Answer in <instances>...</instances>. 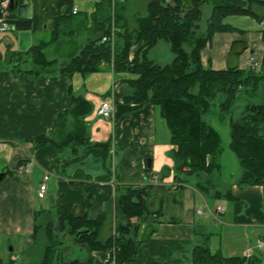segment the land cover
Instances as JSON below:
<instances>
[{
  "label": "crops",
  "instance_id": "crops-1",
  "mask_svg": "<svg viewBox=\"0 0 264 264\" xmlns=\"http://www.w3.org/2000/svg\"><path fill=\"white\" fill-rule=\"evenodd\" d=\"M97 3L25 0L18 19L29 21L31 28L0 32V163L9 170L0 179V264L32 263L34 223H40L38 217L41 223L46 220L59 204L72 205L76 213L86 206L90 219L104 213L99 238L105 226L107 233L100 238L105 240L114 233L116 198L124 186L146 183L154 184L155 191L162 195L161 222L148 236L146 223L140 221L136 255L123 264H193L191 251L199 244L225 257L243 256L252 248V256H258L259 264H264V250L254 248L257 238L264 234V188L238 184L242 169L229 148L230 139L223 145L221 137L220 171L210 177L205 193L196 187L197 176L181 175L184 184L178 187L174 185L171 157L175 146L169 142L165 122L150 102H124V82L111 70L68 76L60 73L59 67H52L50 73L34 78L27 74L31 60H22L15 53L42 42H48L43 46L45 54L49 48H58L65 42V35L74 37L87 29L90 22L85 27L78 18L90 19ZM74 8L77 13H73ZM263 22L253 19L248 29L232 24L238 30L215 32L201 50L202 65L222 70L230 62L240 69L254 63L260 70ZM234 41H244L247 48L238 58L228 60ZM71 94L91 103L92 110L85 118L90 141L109 140L107 157H102L100 147L77 153L69 149L57 152L50 142L34 147L37 136L52 134L54 120L68 108ZM106 99L113 105L109 120L95 114L96 106ZM225 122L229 127L227 119ZM45 175L46 191L39 197L38 184ZM216 206L224 209L212 215L210 210ZM199 209L201 213H197ZM91 256L106 264L110 251L93 250Z\"/></svg>",
  "mask_w": 264,
  "mask_h": 264
},
{
  "label": "trees",
  "instance_id": "trees-1",
  "mask_svg": "<svg viewBox=\"0 0 264 264\" xmlns=\"http://www.w3.org/2000/svg\"><path fill=\"white\" fill-rule=\"evenodd\" d=\"M207 3L211 4V11L205 21L204 32L194 38L193 32L202 18V6ZM123 6L120 5V9ZM110 7V0L97 3L87 27V42L59 66V72L72 76L74 73L85 75L109 69L114 75L129 74L120 77L126 88L123 100L126 103L150 102L158 110L168 129L169 142L175 146L171 157L174 185L178 187L184 184L181 175L207 176L210 179L220 171L221 136L205 116L216 99L222 97L217 101L219 118L229 122V148L242 169L238 184L264 188V97L253 101L260 89L264 90V56L260 70H256L254 65L240 69L237 63L231 62L225 69L215 70L201 62V50L211 42L215 32L238 30L225 21L228 16H249L262 22L264 14L258 13L256 8L264 9V0H148V14L139 20L137 30L128 31L125 24L117 27L113 49L109 41H101L102 35L110 34ZM24 8L25 0H15L10 7L8 22L13 30L31 28L29 21L18 19ZM116 19H121L119 12H116ZM88 22L85 17V27ZM57 33L58 30H54V38ZM262 35L264 39V29ZM159 40L167 42L174 55L163 65L148 56L149 50ZM47 43L15 53L22 60H31L32 67L26 70L31 78L50 73L56 64V60L48 59L43 51ZM186 46H189V51ZM246 48L244 41L232 42L228 60L229 57L238 58ZM241 94L248 101L239 117L234 119L232 106ZM91 110L88 100L71 94L68 108L59 112L54 120L52 134L37 136L33 141L34 147L50 142L57 152L69 149L72 153L100 147L102 157H107L109 140L90 141L85 118ZM0 170L4 175L9 171L5 163H0ZM208 180L196 183L202 193L208 190ZM83 208L82 212L76 213L72 205L59 204L49 212L50 219L45 224L34 223V237L43 227L47 242L37 264H100L91 256L93 250L110 251L106 264L133 260L139 245L140 221L146 223V235L153 233L157 223L161 222L162 195L155 191L152 183L125 185L124 191L116 198L114 233L105 240L99 238L105 214L90 219L86 206ZM65 238L73 243L67 256L63 253ZM191 260L193 264H259L260 261L256 255L249 258L225 257L202 244L193 247Z\"/></svg>",
  "mask_w": 264,
  "mask_h": 264
},
{
  "label": "rangeland",
  "instance_id": "rangeland-1",
  "mask_svg": "<svg viewBox=\"0 0 264 264\" xmlns=\"http://www.w3.org/2000/svg\"><path fill=\"white\" fill-rule=\"evenodd\" d=\"M147 2L148 0H125L124 3L122 4H115L113 5L111 3L110 7V14H111V24L110 27L113 25L115 27H120L122 24H125L127 27L128 31H134L137 30L139 26V20H141L143 17H145L148 14L147 11ZM120 5H124L120 9ZM257 12L260 14H264V9L263 8H256ZM211 11V4L207 3L202 6V18L201 20L198 21V28H196L193 32V36L198 37L200 36L205 29V21L207 17L209 16ZM116 12H119L121 15V19L117 20L116 19ZM78 22L84 23L85 17L78 18ZM90 22V19H88ZM226 22H229L237 27L243 28V29H248V27L251 25L253 22V18L249 16H239V15H230L225 19ZM264 21V19H263ZM264 23V22H263ZM88 31L87 29L84 30V32L80 33L79 35L76 36H68L65 35L63 37V40L65 41L64 43H60L58 48L52 47L47 49V58H55L56 59V64L54 68L59 67L60 65L64 64L69 57L77 53L83 45L87 42L88 38ZM68 36V37H67ZM61 38V37H60ZM114 41L113 44H111V48L113 49L115 46V40L116 36L113 37ZM55 39V38H54ZM185 49L188 51L190 50L189 46H186ZM73 50V51H70ZM70 51V52H69ZM70 53V54H69ZM149 58L153 59L156 63L163 65L171 61V59L174 57L172 51L170 50L169 44L165 42L164 40H159V42L149 50L148 53ZM253 65V64H251ZM250 66V64H249ZM255 68V67H254ZM94 73V72H93ZM54 74V73H53ZM116 77H121V76H129V74H116ZM258 96V97H257ZM253 101H259L261 98L264 97V90L260 89V92L258 93ZM222 99V97H219L216 99V102L211 105L209 113L205 116L206 120L217 127L221 133L222 137V144L226 145L227 139H230L229 133L227 132V129H229L227 122L225 120H222L219 118V110L217 107V101ZM248 101L245 95L241 94L239 97L236 99V102L232 106V114L233 117L236 119L239 117L243 105ZM213 111L216 112V115H213ZM227 128V129H226ZM229 131V130H228ZM195 176V175H192ZM197 181L204 182L208 180L209 178L207 176H197ZM39 185V184H38ZM115 215V214H114ZM50 218H47L46 220L43 221L45 224ZM142 219V218H141ZM116 220V218H115ZM38 222H41V217H38ZM115 226V225H114ZM107 233V228L104 226L101 233H100V238H104V236ZM35 242L34 245L31 249V251L34 253V257H32L33 261L31 264H37L41 260L44 252V247L46 245V237H45V231L44 228H41L37 231L36 236L34 237ZM73 245L72 241L70 239L65 238L63 241V253L64 256H67L69 252L71 251V246Z\"/></svg>",
  "mask_w": 264,
  "mask_h": 264
},
{
  "label": "built area",
  "instance_id": "built-area-1",
  "mask_svg": "<svg viewBox=\"0 0 264 264\" xmlns=\"http://www.w3.org/2000/svg\"><path fill=\"white\" fill-rule=\"evenodd\" d=\"M15 0H0V32H6V31H10L12 28V25L8 22V18H9V13H10V3H14ZM94 2H99L101 0H93ZM111 3L113 5L115 4H122L125 2V0H110ZM78 9L74 8L73 9V13H77ZM118 31V28L115 26H111L110 27V34H105L102 35L101 37V41L102 42H107L109 41L111 44H113L114 41V36L115 33ZM253 65H255L254 63H252ZM95 114L100 117L101 119L104 120H109L112 117L113 114V105L110 99H106L101 101L95 108ZM48 176L45 175L44 176V180L39 184L38 186V196L39 197H43L44 193L46 191V184H45V180H47ZM223 207L222 206H216L214 208V210H210V212L212 213V215H215V213L217 212H221L223 211ZM197 213H201V210H197ZM255 249H263L264 250V234L260 237L257 238L255 245H254ZM253 255V249H248L245 253H244V257L245 258H249Z\"/></svg>",
  "mask_w": 264,
  "mask_h": 264
},
{
  "label": "water",
  "instance_id": "water-1",
  "mask_svg": "<svg viewBox=\"0 0 264 264\" xmlns=\"http://www.w3.org/2000/svg\"><path fill=\"white\" fill-rule=\"evenodd\" d=\"M13 6V3L11 2L10 3V7H12ZM148 161V165H150V162H149V160H147ZM4 176V171L3 170H0V179L2 178Z\"/></svg>",
  "mask_w": 264,
  "mask_h": 264
}]
</instances>
